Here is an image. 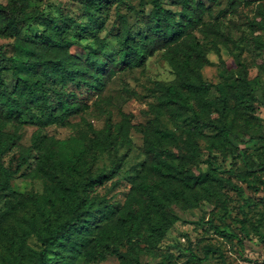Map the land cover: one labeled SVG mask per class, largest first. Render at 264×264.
Here are the masks:
<instances>
[{
    "label": "trees",
    "instance_id": "16d2710c",
    "mask_svg": "<svg viewBox=\"0 0 264 264\" xmlns=\"http://www.w3.org/2000/svg\"><path fill=\"white\" fill-rule=\"evenodd\" d=\"M137 1L149 5L147 12L140 13L137 30L129 27L128 13L120 10L124 6L128 12H139L130 0H80L85 20L29 8V0L0 2V38H10L15 50L6 55L0 43V196L4 198L0 264H73L81 255L87 261L115 255L119 264H150L139 261L137 238L149 242L162 238L173 221L165 210L170 203L197 198L221 180L212 169L198 173L192 165L200 154L198 139L207 138L209 147L223 146L234 133V122L252 117L257 97L247 65L235 58L236 68L225 69L234 83L229 77L218 82L203 78L201 69L210 60L194 33L199 29L205 34L203 15L209 7L203 0H171L177 10L164 6L162 0ZM112 9L113 25L100 36L99 29ZM259 11L264 13V8ZM259 15L250 25L264 28V14ZM212 28L219 38L228 39L217 23ZM108 34L117 43L110 55L104 53ZM87 38H92L93 46L82 43ZM256 42L264 49L261 36ZM212 49L222 62L217 40ZM158 50H163L174 76L153 81L150 93L155 102L149 106L153 117L132 123V115L122 113L114 121L110 99L100 93L112 75L142 66ZM6 69L13 75L12 86L4 79ZM79 90L95 95L93 103L105 114L104 126L95 129L89 124L70 140L48 134L47 126L65 127L70 117L89 108ZM211 90L216 93L213 97ZM186 113L192 126L183 134L160 124L161 116L173 119ZM28 122L37 127L31 143L24 146L18 142L19 130ZM132 128L142 134L145 158L119 213L117 205L96 188L122 178L120 170L130 149L118 153V148L130 144ZM204 128L210 132L205 134ZM13 146L20 153L5 162L4 155ZM104 152L108 168L96 165ZM30 157L35 158L34 170L47 182L41 193L16 192L11 179L27 167ZM203 221L216 232L228 234L210 219ZM31 235L39 242L38 248L28 244ZM122 240L128 245L126 251L118 247Z\"/></svg>",
    "mask_w": 264,
    "mask_h": 264
},
{
    "label": "rangeland",
    "instance_id": "374dc122",
    "mask_svg": "<svg viewBox=\"0 0 264 264\" xmlns=\"http://www.w3.org/2000/svg\"><path fill=\"white\" fill-rule=\"evenodd\" d=\"M130 1L139 12H128L124 6H121L120 10L128 13L129 27L137 30L140 13L147 12L149 5H139L137 0ZM203 1L209 7L203 15L205 34L199 29L194 30L205 46L210 60L201 69L203 78L218 82L229 77L234 83L225 69L233 71L236 68L235 58H239L247 65L250 86L257 99L254 102L252 117L247 122L240 119L234 122V133L229 134V140L225 145L209 147L207 138L205 141L198 139L200 154L197 162L192 165L194 170L200 173L212 169L221 180L214 181V185L197 198L190 197L181 203H170L165 210L173 217V221L162 238L155 242H149L145 237L137 238L140 247L138 259L141 263L150 264H264V70L261 68L264 65V49L256 42L257 36H261L264 41V28L250 25L253 19H259L261 16L259 14H264L259 11V8H264V0ZM0 2L4 3L6 0ZM162 2L166 7L178 9L170 3L171 0ZM32 7L86 19L80 0H29V8ZM114 19L112 9L110 17L99 29L100 36L111 29ZM214 23L218 24L228 39L217 36L212 28ZM21 33L25 31L22 30ZM106 39L104 53L110 55L117 48V43L112 34H108ZM214 40H217L220 48L222 62L212 49ZM0 43L4 44L6 55L15 51L10 38H0ZM82 43L93 46L92 38L83 39ZM72 48L80 49L75 45ZM3 63L8 65L7 61ZM3 76L6 83L12 86L14 79L10 69H6ZM173 76L163 50H158L149 56L142 66L112 75L100 95L110 99L109 109L114 121L120 120L122 113H126L132 115V123H144L153 117L149 112L150 104L155 102L150 93L153 81H168ZM215 94L214 90L209 93L211 97ZM79 95L90 104L89 108L70 117V123L65 127L47 126L44 130L48 134L70 140L71 137H78L85 132L89 124L95 129L104 126L105 114L93 103L95 95L86 90H79ZM231 118L232 113L228 119ZM160 124L177 134H183L186 127L192 126L189 113L175 116L173 119L161 116ZM36 127L29 122L23 124L19 130L18 142L24 146L29 145ZM203 131L208 134L210 129L204 128ZM130 138L129 145H121L118 148V153L124 152L127 147L130 149L120 170L122 178L116 182L108 181L96 188L99 194L106 195L117 205L119 213L126 202L130 183L145 158L142 134L132 128ZM65 146L70 149L69 142L65 143ZM19 153V147H11L4 155L5 162L10 157H17ZM34 164L35 158L30 157L27 167H22L11 179L14 191L33 190L38 193L43 191L47 181L34 170ZM96 165L108 168L107 152L100 154ZM247 179L255 183V187L250 186ZM231 183L238 186L240 191ZM3 207L4 198L0 196V210ZM207 219L228 234L216 232L203 221ZM27 242L35 248L40 246L34 235L29 236ZM117 243L122 251L127 250L128 245L124 240ZM73 264H119V261L115 255H108L104 259L95 257L90 261L81 255Z\"/></svg>",
    "mask_w": 264,
    "mask_h": 264
}]
</instances>
